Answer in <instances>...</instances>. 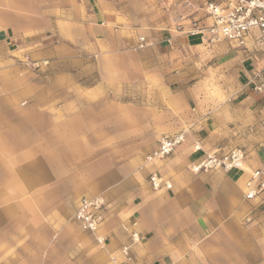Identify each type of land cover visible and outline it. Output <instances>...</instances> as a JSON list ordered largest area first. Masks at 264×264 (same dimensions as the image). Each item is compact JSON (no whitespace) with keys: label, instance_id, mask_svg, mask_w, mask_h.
<instances>
[{"label":"crops","instance_id":"0c3cea01","mask_svg":"<svg viewBox=\"0 0 264 264\" xmlns=\"http://www.w3.org/2000/svg\"><path fill=\"white\" fill-rule=\"evenodd\" d=\"M189 24L133 30L108 0H0V264H48L64 242L77 264H109L132 224L130 264H264V201L242 199L264 169V32L208 46ZM180 132L169 157L145 163ZM233 149L242 170L188 169ZM152 172L171 189L153 191ZM98 196L91 234L73 214Z\"/></svg>","mask_w":264,"mask_h":264},{"label":"built area","instance_id":"2783aa9c","mask_svg":"<svg viewBox=\"0 0 264 264\" xmlns=\"http://www.w3.org/2000/svg\"><path fill=\"white\" fill-rule=\"evenodd\" d=\"M205 17L209 20L206 24L198 21L190 22L185 31L186 35L199 37L208 46H215L224 42L237 47H245L248 34L252 30L264 32V0H208L204 8ZM180 26L175 29L180 30ZM138 49L144 48V38H139ZM21 64L31 70H39L47 66L46 61H33L24 57ZM260 85L257 90H262ZM185 141V132L162 136L157 147L145 158V163L154 160H163L169 157L175 149ZM245 154L241 149H233L223 154L212 153L206 155L201 161L191 164L189 171L193 174H207L214 171L228 173L244 168ZM148 184L153 191L170 190L172 185L169 180L163 179L156 172L147 177ZM243 200L264 201V169L258 168L249 172L243 191ZM106 203L103 197H82L73 214V219L86 231L96 234L105 219ZM247 222L249 220H246ZM135 224L125 227L129 243L119 249V259L112 257L109 264H130L132 246L141 240L134 229ZM99 248L105 249V239L96 238Z\"/></svg>","mask_w":264,"mask_h":264},{"label":"rangeland","instance_id":"374dc122","mask_svg":"<svg viewBox=\"0 0 264 264\" xmlns=\"http://www.w3.org/2000/svg\"><path fill=\"white\" fill-rule=\"evenodd\" d=\"M108 2L112 11L123 19L125 26L137 31L140 29L153 31L158 28H174L176 24L186 26L188 21H203L204 8L208 0H108ZM70 246L69 242H64L59 247L53 244L48 264H77L72 261L74 257L71 253L70 256L67 255Z\"/></svg>","mask_w":264,"mask_h":264}]
</instances>
